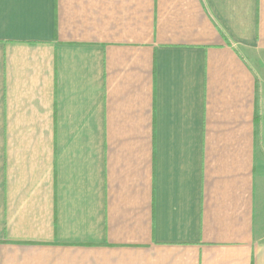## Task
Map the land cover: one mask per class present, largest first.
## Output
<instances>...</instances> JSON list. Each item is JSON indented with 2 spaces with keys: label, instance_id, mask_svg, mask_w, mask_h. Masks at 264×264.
Masks as SVG:
<instances>
[{
  "label": "crops",
  "instance_id": "1",
  "mask_svg": "<svg viewBox=\"0 0 264 264\" xmlns=\"http://www.w3.org/2000/svg\"><path fill=\"white\" fill-rule=\"evenodd\" d=\"M0 264H264V0H0Z\"/></svg>",
  "mask_w": 264,
  "mask_h": 264
}]
</instances>
